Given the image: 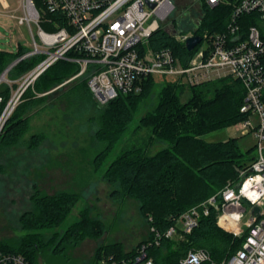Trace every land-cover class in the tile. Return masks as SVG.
<instances>
[{"label":"trees","instance_id":"trees-1","mask_svg":"<svg viewBox=\"0 0 264 264\" xmlns=\"http://www.w3.org/2000/svg\"><path fill=\"white\" fill-rule=\"evenodd\" d=\"M33 3L39 12V27L47 33L56 31L59 26L54 21L60 24V18L55 14L43 13L38 0H33ZM200 6L203 16L195 33L201 35L205 31H223L230 7H209L203 2ZM173 24L177 26L174 20ZM148 45L152 50L170 48L182 64L187 62L190 55L162 28L151 35ZM27 52L29 50L20 44L15 54L0 50V75L11 62L20 59L9 70L12 76L9 73L6 75L9 83L0 81V116L18 88L16 81H20L45 57L44 54H34L21 58ZM74 56L73 51L67 53L69 58ZM77 72L76 63L58 60L35 79L36 92L47 91ZM82 76H85L87 84L88 72ZM155 79L158 78H143L140 93L118 95L102 106L98 117L97 133L105 141V146L95 160V169L100 159L119 142L133 120L140 101L155 93L154 108L139 120V127L147 129L148 141L145 139L138 145L123 149L103 171L104 179L115 186L111 192L113 200L128 196L140 201L142 211L150 216L148 236L129 251L119 244L100 246L96 251L97 263L135 264L136 251L148 243L150 245L146 247L145 254L155 264H181V258L190 249L206 250L212 260L220 261L241 245V239L234 238L217 226V211L212 207L209 214L201 216L197 226L183 235L181 240L174 241L163 234L170 227L178 229L177 219L186 210L214 196L228 182L237 181L240 170L253 160L255 147L242 153L235 138L220 141L204 139L205 135L247 117L240 112L245 88L240 81L227 76L190 86V96L183 102L181 95L186 89L184 85L170 78L160 77L161 83H156ZM22 98L24 102L14 107L2 125L1 145L15 139L25 128L26 119L20 116L19 109L20 112L24 111L37 100L30 85L18 100ZM154 140H164L168 147L148 156L145 149ZM33 142V145L38 144V139L34 137ZM78 200L79 196L75 193L47 195L35 189L32 196L34 209L20 216L24 230L30 232L21 240L19 247L2 242L0 251L21 254L29 264H35L38 254L51 246L56 238L57 233L52 230L64 222ZM87 211L88 207L80 210L82 221L71 224L63 233V240L78 244L84 235L97 237L104 233L103 222L89 218ZM35 229L40 232H35ZM151 229L161 236L158 244L154 242L155 235Z\"/></svg>","mask_w":264,"mask_h":264},{"label":"built area","instance_id":"built-area-1","mask_svg":"<svg viewBox=\"0 0 264 264\" xmlns=\"http://www.w3.org/2000/svg\"><path fill=\"white\" fill-rule=\"evenodd\" d=\"M38 1L41 11L57 15L60 24L54 21L59 26L57 30L44 32L38 26L39 12L33 0H26L34 16L28 14L24 21L29 24L35 19L41 48L35 44L34 50L21 58L39 53L46 57L25 76L24 88L29 79L58 60L78 65L74 78L88 72V90L100 107L120 94L140 93L142 79L147 76L189 85L230 76L242 83L246 94L240 112L247 117L235 127L242 135L254 130L253 160L239 172L237 181L228 182L214 196L186 210L177 219L178 229L170 227L163 236L171 239L190 233L212 207L217 211V226L240 238L241 245L220 261L212 260L206 250L190 249L180 263L264 264V0H196L198 5L203 2L209 7L227 5L231 9L223 31H205L201 35L195 33L199 23L188 35L170 22L178 0ZM160 28L185 49L189 37H200L192 50L186 49L190 55L185 64L170 48L149 47L148 39ZM70 51L75 54L72 58L67 57ZM14 103L12 97L8 107ZM5 111L0 116V130L7 118L3 119ZM254 207L258 208L257 215L252 213ZM154 235L158 244L161 236L156 231ZM148 245L136 251L135 264H155L145 254ZM0 264L29 263L21 254L0 251Z\"/></svg>","mask_w":264,"mask_h":264},{"label":"rangeland","instance_id":"rangeland-1","mask_svg":"<svg viewBox=\"0 0 264 264\" xmlns=\"http://www.w3.org/2000/svg\"><path fill=\"white\" fill-rule=\"evenodd\" d=\"M27 15L26 0H0V50L15 54L18 44L29 52L34 50L35 44L41 48L39 25L35 19L27 24L24 21ZM202 16L201 6L196 0H178L170 22L174 20L182 34L190 35L191 25L199 23ZM13 62L1 73H4L1 81L9 83L6 75L13 67L14 64L8 69ZM12 74L9 73V76ZM24 78L16 81L18 88L12 96L15 103L8 107L7 114L17 104L24 102L23 98L20 101L18 99L28 85L37 100L24 111L20 112L19 109L20 116L26 119L23 132L7 144H0V243L19 247L21 240L30 232L24 230L20 216L34 209L32 196L35 189L47 195L71 192L79 196L78 202L64 222L52 230L57 233L56 238L52 240L51 246L38 254L34 263L106 264L104 261L97 263V248L119 244L122 249L129 251L149 233L150 216L142 211L140 201L128 196L113 200L111 192L115 186L104 179L103 171L123 149L148 139L147 129L139 127V120L154 108L155 93L140 101L133 120L127 125L119 142L100 159L95 169V160L105 146V141L97 133L98 117L103 107L100 108L93 100L85 76L74 78L72 75L44 92H36V78L29 79L24 88ZM157 78L155 82L161 83L162 79ZM181 84L186 87L181 95V101L184 102L190 96L188 88L193 85ZM252 122H256L255 117H252ZM235 125L211 132L204 139L220 141L235 138L242 153L254 148V130L242 135ZM34 137L38 139L36 145H33ZM167 147L166 141L154 140L145 152L153 156ZM84 207H88L89 218L103 222L104 233L97 237L84 235L78 244L63 240L65 230L74 222L82 221L80 210ZM34 231L40 232L38 229ZM182 236L173 239L178 241Z\"/></svg>","mask_w":264,"mask_h":264},{"label":"water","instance_id":"water-1","mask_svg":"<svg viewBox=\"0 0 264 264\" xmlns=\"http://www.w3.org/2000/svg\"><path fill=\"white\" fill-rule=\"evenodd\" d=\"M150 6H153V4H150ZM199 41H200V37H199L198 35H195V36H191V37H189V38L186 40V44H185L186 49H187L188 51L192 50L193 47H194ZM18 60H20V59L15 60V61H14L9 67H8V69H9L13 64H15ZM8 69H7V70H8ZM3 74H4V73H3ZM3 74L0 76V81H1L2 79H4ZM10 102H11V100L7 103L6 107L4 108V111L7 109L8 105L10 104ZM11 110H12V109H11ZM4 111H3V112H4ZM252 213H253V215H257V213H258V208H257V207H254Z\"/></svg>","mask_w":264,"mask_h":264},{"label":"bare ground","instance_id":"bare-ground-1","mask_svg":"<svg viewBox=\"0 0 264 264\" xmlns=\"http://www.w3.org/2000/svg\"><path fill=\"white\" fill-rule=\"evenodd\" d=\"M26 9H27V12H28L29 16L33 17L34 16L33 9L29 5H26ZM5 113H4L3 119L8 115L7 114L8 113V108L6 109Z\"/></svg>","mask_w":264,"mask_h":264}]
</instances>
